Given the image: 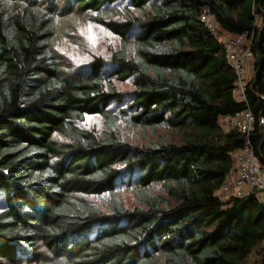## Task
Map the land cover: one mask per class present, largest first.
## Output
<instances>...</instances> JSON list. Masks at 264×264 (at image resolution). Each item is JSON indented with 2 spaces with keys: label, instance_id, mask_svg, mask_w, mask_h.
I'll use <instances>...</instances> for the list:
<instances>
[{
  "label": "trees",
  "instance_id": "16d2710c",
  "mask_svg": "<svg viewBox=\"0 0 264 264\" xmlns=\"http://www.w3.org/2000/svg\"><path fill=\"white\" fill-rule=\"evenodd\" d=\"M117 1L0 0V264H243L264 238V206L215 196L243 140L219 119L246 106L264 117V0H129L123 21L108 18ZM73 12L119 37L111 70L96 57L82 77L61 76L52 42ZM244 33L246 104L219 42ZM130 78L133 123L167 130L140 145L109 107L113 79ZM89 115L101 135L79 127ZM251 142L264 168V125Z\"/></svg>",
  "mask_w": 264,
  "mask_h": 264
},
{
  "label": "rangeland",
  "instance_id": "374dc122",
  "mask_svg": "<svg viewBox=\"0 0 264 264\" xmlns=\"http://www.w3.org/2000/svg\"><path fill=\"white\" fill-rule=\"evenodd\" d=\"M129 0H118L111 4L115 11H110L108 18L117 19L120 17L121 9H129ZM131 9V8H130ZM132 11L135 9L132 8ZM124 19L121 18L120 21ZM59 29L53 39L52 46L56 55L60 74L62 77L77 79L89 73V65L96 57L103 60L107 71L112 69L111 55L119 48V37L104 28L103 26L90 21L84 13H69L61 16ZM256 23L259 24V18L256 17ZM137 31V30H136ZM131 36V33H130ZM252 61L250 63L249 73L252 74ZM113 85L121 93L118 101H113L109 105L112 110L119 116L117 128L123 139L133 145H140L148 142L150 139L157 138L159 133H165V127H160L156 131L136 126L133 123L132 115V92L134 90L132 78L119 82L113 79ZM79 127L95 132L101 135L105 130L99 115H89L84 122L78 124ZM58 141L65 139L55 135ZM128 174H124L117 182L116 189L119 191L120 198L126 206H130L134 200L128 186ZM261 246L252 251L250 256L243 264H257L261 258H264Z\"/></svg>",
  "mask_w": 264,
  "mask_h": 264
},
{
  "label": "built area",
  "instance_id": "2783aa9c",
  "mask_svg": "<svg viewBox=\"0 0 264 264\" xmlns=\"http://www.w3.org/2000/svg\"><path fill=\"white\" fill-rule=\"evenodd\" d=\"M202 19L206 22L209 30L216 35L217 26L214 21L206 15H203ZM219 42L224 51L226 63L236 76L235 95L240 102L246 104L243 83L253 60L251 38L248 33H244L226 38L222 36L219 38ZM256 125H264V117L256 118L248 106L233 115L225 116L223 126L229 130H237L243 136V140L240 149L235 154L237 176L232 185H223L220 199L229 196L236 198L249 197L264 206V168L259 164L255 148L251 142V135L255 132ZM262 249L264 252V238Z\"/></svg>",
  "mask_w": 264,
  "mask_h": 264
},
{
  "label": "crops",
  "instance_id": "0c3cea01",
  "mask_svg": "<svg viewBox=\"0 0 264 264\" xmlns=\"http://www.w3.org/2000/svg\"><path fill=\"white\" fill-rule=\"evenodd\" d=\"M215 23V22H214ZM216 24V23H215ZM217 26V25H216ZM218 31V30H217ZM223 37L224 38H226V37H228V35H223ZM250 67V66H249ZM249 70H250V68H248ZM249 70H248V73H247V75H246V77H245V79H244V83H243V86H245L246 85V83H247V81L250 79V77H251V72L249 73ZM235 99L236 100H239L238 99V97H236V95H235ZM240 102V101H239ZM224 120H225V116H223V117H221L220 119H219V123H220V126H221V128L224 130V131H226V132H228V131H230L228 128H226V127H224L223 126V124H224ZM238 152V150L236 151V152H233L232 154H231V159H232V164H233V168L231 169V171L227 174V176H226V178L224 179V181H223V183L221 184V186L219 187V189H217V191H215V196L216 197H220V194L222 193V191H223V185H225V184H228V185H232V183H233V181H234V179H235V177L237 176V169H236V162H235V154ZM259 162V161H258ZM233 198H236V197H231V196H229L228 198H222V199H220L221 201H223V202H226V201H228V200H230V199H233ZM249 197H245V198H238V199H244V200H247ZM257 202V201H256ZM261 245H262V242H261Z\"/></svg>",
  "mask_w": 264,
  "mask_h": 264
}]
</instances>
